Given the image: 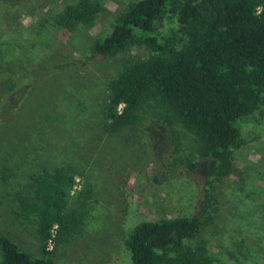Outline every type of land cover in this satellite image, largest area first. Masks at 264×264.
Wrapping results in <instances>:
<instances>
[{
    "label": "rangeland",
    "instance_id": "1",
    "mask_svg": "<svg viewBox=\"0 0 264 264\" xmlns=\"http://www.w3.org/2000/svg\"><path fill=\"white\" fill-rule=\"evenodd\" d=\"M79 1L0 0V234L42 257L37 218L22 214V200L39 178L69 173L76 189L90 185L92 201L81 233L59 245L53 240L52 259L132 264L129 235L144 222L196 215L210 166L196 136L164 124L161 111L113 134L105 129L110 81L153 50L134 44L93 58L95 41L139 0H94L102 11L92 25L67 31L57 18ZM160 32L180 36L169 21ZM241 137L232 175L207 185L214 210L194 246L206 244L211 264H264V106L241 125ZM188 163L202 169L189 172Z\"/></svg>",
    "mask_w": 264,
    "mask_h": 264
},
{
    "label": "trees",
    "instance_id": "2",
    "mask_svg": "<svg viewBox=\"0 0 264 264\" xmlns=\"http://www.w3.org/2000/svg\"><path fill=\"white\" fill-rule=\"evenodd\" d=\"M101 11L100 3L80 0L57 24L67 31L88 27ZM166 21L178 25L180 36L161 35ZM134 44L146 45L153 55L110 81L105 129L113 134L161 111L164 124H179L196 136L199 155L210 167L196 215L141 223L125 245L132 264H211L206 244L194 241L214 210L207 185L232 175L233 149L243 144L241 125L264 106V0H139L107 37L95 41L92 57L113 56ZM18 95H10L11 108ZM187 169L196 174L202 168L188 163ZM76 186L69 173L39 178L21 208L24 216L37 218L43 256L33 258L0 234L2 264H56L49 241L59 245L80 234L92 201L87 182Z\"/></svg>",
    "mask_w": 264,
    "mask_h": 264
},
{
    "label": "built area",
    "instance_id": "3",
    "mask_svg": "<svg viewBox=\"0 0 264 264\" xmlns=\"http://www.w3.org/2000/svg\"><path fill=\"white\" fill-rule=\"evenodd\" d=\"M53 240H50L48 243V250H51L53 248V244H52Z\"/></svg>",
    "mask_w": 264,
    "mask_h": 264
}]
</instances>
